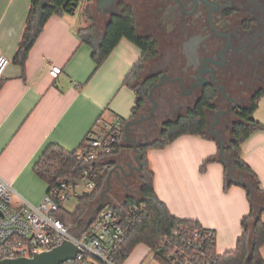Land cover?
<instances>
[{
  "label": "crops",
  "instance_id": "0c3cea01",
  "mask_svg": "<svg viewBox=\"0 0 264 264\" xmlns=\"http://www.w3.org/2000/svg\"><path fill=\"white\" fill-rule=\"evenodd\" d=\"M30 1L0 0V50L10 59L0 76V179L29 203L38 204L48 185L33 172V165L48 145L74 151L89 131H99L116 117H130L135 93L123 82L142 52L123 38L96 66L92 48L79 36L86 22L77 11L65 12L46 21L22 67L13 57ZM51 66L60 67V73L52 76ZM253 117L264 123V96ZM123 142L115 164L132 161V148ZM218 151L214 137L182 135L164 148L148 150L147 157L158 198L174 216L212 230L216 253L223 254L236 247L249 202L241 186L224 190ZM241 153L264 189V130L248 136ZM209 157L217 160L201 171ZM260 253L264 260V244Z\"/></svg>",
  "mask_w": 264,
  "mask_h": 264
},
{
  "label": "trees",
  "instance_id": "16d2710c",
  "mask_svg": "<svg viewBox=\"0 0 264 264\" xmlns=\"http://www.w3.org/2000/svg\"><path fill=\"white\" fill-rule=\"evenodd\" d=\"M70 0H31L25 27L18 43L13 62L24 66L28 52L39 36L46 21L53 15H61L67 11ZM83 43L92 48V59L99 66L110 54L112 49L123 38L134 43L142 52L140 59L125 78L123 84L135 93V104L128 119H122L123 125L129 119H134L145 107L148 91L151 87L149 80L142 79L145 71V62L156 55L154 44L145 38L137 36L134 22L129 17H120L109 22L103 32L93 26H84L79 30ZM0 80V87L2 85ZM264 95V93H262ZM260 99L240 107L229 119V124L220 133L224 140V151L234 164L233 175L249 181L253 193L248 187H243L249 202V212L241 219L242 233L237 240L236 247L223 254H217L214 239L204 245V248L195 254V264H264L260 248L264 244V189L261 188L256 173L243 160L241 144L252 133L264 130V123L254 119L253 113L258 107ZM215 105L206 100L195 103L175 118L167 119L161 124L158 133L151 138L140 140L138 148L142 154L141 170L137 172V190L135 194H126L119 204L105 201L102 208H110L122 217V222L128 217L131 207H140L134 217L128 235L120 246V253L116 255L119 262H123L132 250L139 244L147 246L152 252L159 246L165 236L180 226L185 229H205L198 221L174 216L156 195L153 187V171L149 167L147 152L150 149H161L182 135H196L213 138L208 129V109ZM133 131V129H131ZM131 135V134H130ZM132 136V135H131ZM124 140H118L110 154H101L95 161H86L78 158V149L67 151L56 144L48 145L39 159L33 165V172L46 184L48 189L58 186L61 180L78 179L84 170L89 169L95 180L96 187L90 191H83L77 197V205L73 211L61 207L55 216L65 223L73 224V233H78L85 227L92 209L100 199L101 191L106 187L108 171L104 167H113L116 155L124 146ZM83 143V142H82ZM80 144V146L82 145ZM130 148L131 144L128 143ZM217 157H209L203 161L201 171L207 164L216 161ZM223 188L228 190L235 185L227 176L228 166L223 165ZM239 186V185H238ZM160 264H172L167 258L154 254Z\"/></svg>",
  "mask_w": 264,
  "mask_h": 264
},
{
  "label": "flooded vegetation",
  "instance_id": "af4514ba",
  "mask_svg": "<svg viewBox=\"0 0 264 264\" xmlns=\"http://www.w3.org/2000/svg\"><path fill=\"white\" fill-rule=\"evenodd\" d=\"M67 11L79 12L100 32L113 19L129 17L137 36L154 44L156 55L145 62L142 79L150 89L160 83L152 91L156 107L132 127L137 141L203 99L215 105L207 111L210 122L228 109L214 126L222 133L240 107L264 96V0H70ZM149 91L135 118L153 108ZM127 161L121 163L126 172ZM128 181L121 175L124 186Z\"/></svg>",
  "mask_w": 264,
  "mask_h": 264
},
{
  "label": "built area",
  "instance_id": "2783aa9c",
  "mask_svg": "<svg viewBox=\"0 0 264 264\" xmlns=\"http://www.w3.org/2000/svg\"><path fill=\"white\" fill-rule=\"evenodd\" d=\"M9 62L10 59L0 50V76ZM60 71L57 66L49 69L52 76ZM124 131L125 125L119 117L99 131H89L78 149V158L95 161L101 154L112 153L115 143L124 138ZM110 169L106 166L103 171L109 172ZM93 175L86 169L78 179L61 180L58 186L47 190L38 204L29 203L0 179V259L30 257L70 240L80 247L81 252L73 260L61 264H120L116 255L120 253L135 215L141 212L140 207H131L123 222L118 213L101 208L78 233L72 232V223H65L54 215L63 207V202L72 196L78 197L76 190L80 181L84 183L85 191L96 187ZM214 237L210 229L180 226L165 236L152 253L167 258L172 264H195V254Z\"/></svg>",
  "mask_w": 264,
  "mask_h": 264
},
{
  "label": "water",
  "instance_id": "95a60500",
  "mask_svg": "<svg viewBox=\"0 0 264 264\" xmlns=\"http://www.w3.org/2000/svg\"><path fill=\"white\" fill-rule=\"evenodd\" d=\"M160 83H157L153 85V87L149 91V97L152 99V91L155 87H157ZM153 108L151 109L150 113L147 116L139 117L135 119H129L125 123V131H124V140L131 144L132 151L134 153L132 161L126 162V167L128 168V171L126 172L124 170V166L120 163H116L112 169L108 172L106 176V187L101 191L100 193V199L97 205L92 209L90 216L88 217L86 221V225H88L94 214L98 212L103 204L105 198H107V193L110 190L111 187V177L112 173L115 171L117 173V178L121 182V175L123 177H130L133 172H139L141 170V157L142 154L138 148V142L135 138H133L131 134V129L135 125H139L142 121L147 120L150 118L152 112L154 111L156 107V102L153 101ZM227 110H218L214 114V120L212 122L208 123V133L214 137V139L218 142V160L223 165L228 166L227 169V176L228 178L235 184L243 187H248L249 192L253 193V187L249 181L242 180L241 177H235L233 175L234 171V164L230 163V158L226 156V153L224 151V140L221 137L220 133L214 129V126L218 123L219 115L227 112ZM126 187V185H125ZM81 252L80 247L70 241V240H64L59 245L53 247L52 249L48 251H41L38 253L33 254L30 257H16V258H2L0 259V264H61L68 260H73L76 257V254Z\"/></svg>",
  "mask_w": 264,
  "mask_h": 264
},
{
  "label": "rangeland",
  "instance_id": "374dc122",
  "mask_svg": "<svg viewBox=\"0 0 264 264\" xmlns=\"http://www.w3.org/2000/svg\"><path fill=\"white\" fill-rule=\"evenodd\" d=\"M143 74L144 72L142 73V77H143ZM179 112L180 111H176L174 115H170L168 118L169 119L175 118V115L178 114ZM155 135L156 134L154 133L150 135L149 138L154 137ZM136 174L137 172H133V174L130 176V181H128V183L126 184V187L118 179H114V177H112L110 181L111 187L107 193L108 196L107 198H105L104 202L109 201L113 204H119L120 202H122L126 194H135L137 190ZM83 191H85L84 183L80 181L76 192L78 193V195H80V193ZM76 205H77V197L75 196H72L71 198L63 202V207L67 209L68 211H73ZM140 262L145 263V264H160V262L156 258L153 257L152 251L143 244L137 245L132 250V252L128 255V257H126L125 260L121 262L120 264H139Z\"/></svg>",
  "mask_w": 264,
  "mask_h": 264
}]
</instances>
